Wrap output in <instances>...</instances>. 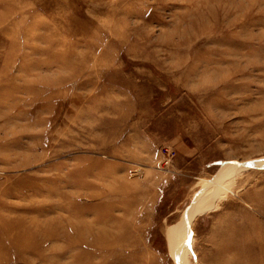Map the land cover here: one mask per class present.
I'll return each instance as SVG.
<instances>
[{"label": "rangeland", "instance_id": "1", "mask_svg": "<svg viewBox=\"0 0 264 264\" xmlns=\"http://www.w3.org/2000/svg\"><path fill=\"white\" fill-rule=\"evenodd\" d=\"M0 264H264V0H0Z\"/></svg>", "mask_w": 264, "mask_h": 264}, {"label": "bare ground", "instance_id": "2", "mask_svg": "<svg viewBox=\"0 0 264 264\" xmlns=\"http://www.w3.org/2000/svg\"><path fill=\"white\" fill-rule=\"evenodd\" d=\"M219 181V180H218ZM214 190V189H213ZM212 190V191H213ZM216 190H217V188H216ZM213 192H215V190L213 191ZM218 192H219V189H218ZM217 192V193H218ZM211 193V192H210ZM211 196V195H210ZM217 196H218V194H217ZM35 220V219H34ZM29 221V223L27 224V225H29V226H31L30 228H33V229H35V231H33V235L35 236V238L36 239H34V240H32V242H31V244L33 243L34 245H36L37 244V240H38V238L40 239V241L41 240H43V238L44 237H46V236H44L43 234L42 235H40L39 233H42V231H44L43 229L46 227V226H49L50 224H51V221H48V220H43V221H41V222H43V223H36L35 221ZM50 220V219H49ZM40 222V221H39ZM16 225V224H15ZM59 225V224H58ZM9 226H12V225H9ZM13 227V226H12ZM11 228V227H10ZM26 228V227H25ZM5 229H6V227H5ZM4 230V229H3ZM55 230V229H54ZM6 231H8V230H6ZM12 233H14L15 234V238L16 239H22L23 238V236H24V233L25 232H23V230H16L15 229V231L14 232H12ZM56 233V235H58L59 234V232H55ZM55 233H52V234H54L55 235ZM52 234L51 235H49V236H52ZM46 235V234H45ZM48 237V236H47ZM58 239V238H57ZM49 240V239H48ZM52 240H53V238H52ZM51 241V240H50ZM31 250V249H30Z\"/></svg>", "mask_w": 264, "mask_h": 264}]
</instances>
